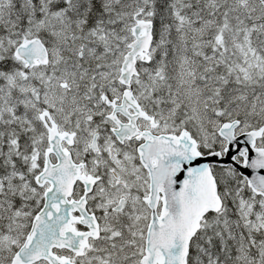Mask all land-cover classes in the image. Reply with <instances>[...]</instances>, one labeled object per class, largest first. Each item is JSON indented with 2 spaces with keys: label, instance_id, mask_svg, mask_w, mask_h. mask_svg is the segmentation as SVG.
I'll return each instance as SVG.
<instances>
[{
  "label": "snow or ice",
  "instance_id": "snow-or-ice-1",
  "mask_svg": "<svg viewBox=\"0 0 264 264\" xmlns=\"http://www.w3.org/2000/svg\"><path fill=\"white\" fill-rule=\"evenodd\" d=\"M0 264H264V0H0Z\"/></svg>",
  "mask_w": 264,
  "mask_h": 264
}]
</instances>
